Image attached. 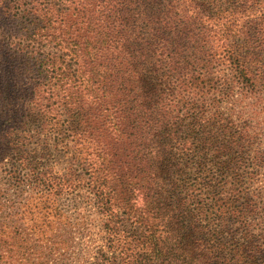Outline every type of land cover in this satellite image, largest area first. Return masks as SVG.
I'll return each instance as SVG.
<instances>
[{"label": "trees", "instance_id": "1", "mask_svg": "<svg viewBox=\"0 0 264 264\" xmlns=\"http://www.w3.org/2000/svg\"><path fill=\"white\" fill-rule=\"evenodd\" d=\"M262 114L264 0H0V264L83 190L90 264H264Z\"/></svg>", "mask_w": 264, "mask_h": 264}, {"label": "rangeland", "instance_id": "2", "mask_svg": "<svg viewBox=\"0 0 264 264\" xmlns=\"http://www.w3.org/2000/svg\"><path fill=\"white\" fill-rule=\"evenodd\" d=\"M258 124L261 127V133L256 143L249 147L248 164L250 170L254 171L253 185L250 188V194L255 198L258 205L259 227H264V114L259 116ZM256 122V121H254ZM260 155L261 160L256 161L253 156ZM63 163H58L59 169L63 168ZM243 173L246 177V174ZM244 176V177H245ZM63 204L68 213V218L72 221L73 229L60 228L62 234L70 237L66 244L59 245L53 243L50 236L54 234L48 233L47 236L36 231L28 237L27 233L31 230L27 227L23 228L21 237L30 238L29 242L20 241L13 246L14 257L16 264L22 258L34 257L43 264H90L92 255L95 252L97 245L100 244V219L95 211L91 200L87 193L83 190L78 193L70 194L63 197ZM77 207V209H76ZM264 229V228H263ZM40 234V236H38ZM48 238V240H46ZM11 248V249H12ZM33 260V258L31 259ZM30 263V262H27Z\"/></svg>", "mask_w": 264, "mask_h": 264}]
</instances>
